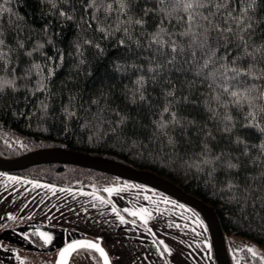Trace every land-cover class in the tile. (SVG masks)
Instances as JSON below:
<instances>
[{
	"label": "trees",
	"instance_id": "16d2710c",
	"mask_svg": "<svg viewBox=\"0 0 264 264\" xmlns=\"http://www.w3.org/2000/svg\"><path fill=\"white\" fill-rule=\"evenodd\" d=\"M185 2L0 0V155L57 147L149 170L211 205L224 238L264 251V0H211L196 11L220 30L197 16L191 32ZM245 89L251 105L231 96ZM11 173L123 180L60 164ZM240 261L264 264L246 248Z\"/></svg>",
	"mask_w": 264,
	"mask_h": 264
},
{
	"label": "crops",
	"instance_id": "0c3cea01",
	"mask_svg": "<svg viewBox=\"0 0 264 264\" xmlns=\"http://www.w3.org/2000/svg\"><path fill=\"white\" fill-rule=\"evenodd\" d=\"M8 177H15L17 181H11ZM24 181L49 187H33L32 183ZM109 187L121 188L123 191L109 196L103 191ZM92 193L111 203L100 204L90 195ZM35 205L44 206L45 209L40 208L36 214L32 209ZM113 205L126 223L121 224L112 212ZM125 208H147L152 214L147 228L152 231H147L138 218L124 212ZM45 212H48L45 221L55 223L56 218L61 219L59 221L68 231L60 237L58 246L82 236L99 238L111 264H215L202 218L193 209L157 190L126 180H113L82 189L0 172L2 241L7 242L5 237L8 236L5 222L29 219L32 215L39 216ZM9 216L15 219L9 220ZM73 223L81 225L75 226ZM160 241L164 244L161 245ZM164 245L170 249V254L163 251ZM21 261L11 249L0 247V264H21Z\"/></svg>",
	"mask_w": 264,
	"mask_h": 264
},
{
	"label": "water",
	"instance_id": "95a60500",
	"mask_svg": "<svg viewBox=\"0 0 264 264\" xmlns=\"http://www.w3.org/2000/svg\"><path fill=\"white\" fill-rule=\"evenodd\" d=\"M49 164L73 165L135 182L157 190L177 202L188 206L199 214L206 226L215 264H231L225 238L218 217L212 206L184 191L178 185L164 177L149 170L135 168L126 163L100 155H91L57 147L39 148L14 157H3L0 155L1 172L11 173L22 171L36 165ZM75 240L100 241L99 238H77L68 242L66 245L71 244ZM100 246L102 247L101 241ZM70 258L71 256L68 257V262ZM109 261L111 264L110 258Z\"/></svg>",
	"mask_w": 264,
	"mask_h": 264
},
{
	"label": "rangeland",
	"instance_id": "374dc122",
	"mask_svg": "<svg viewBox=\"0 0 264 264\" xmlns=\"http://www.w3.org/2000/svg\"><path fill=\"white\" fill-rule=\"evenodd\" d=\"M43 207L35 205L32 209L37 214V210ZM48 212L39 216L32 215L29 219L5 222L4 224L8 234L5 237L7 242L2 241L0 238V247L11 249L17 258L22 259L21 262L23 264H57V261L60 259L59 253L61 249L68 243L58 246V242L61 241L60 237L68 233V231L64 229L65 226H62L63 222L59 221L61 219L56 218L57 221L55 223L45 221L48 217ZM73 225L80 226L81 223H73ZM37 229L52 236L50 244L45 245L38 235H34ZM0 235H2L1 229ZM25 235L28 236L27 239H25ZM82 237L91 239L86 236ZM225 244L231 264H241L240 250L242 248H254L260 258L264 257V251L259 249L257 244L249 239L238 236H227L225 237ZM68 264H103V262L99 254L95 251L82 249L71 255Z\"/></svg>",
	"mask_w": 264,
	"mask_h": 264
},
{
	"label": "snow or ice",
	"instance_id": "6c2138e0",
	"mask_svg": "<svg viewBox=\"0 0 264 264\" xmlns=\"http://www.w3.org/2000/svg\"><path fill=\"white\" fill-rule=\"evenodd\" d=\"M7 2H8V0H5V3H7ZM160 2L163 3L164 0H160ZM176 2H177V4H179L180 0H176ZM210 2H211V0H186V2L183 5V11L188 13L187 19H188V23L190 25L189 32H191V25L192 24H196L197 27L202 26V25L197 23V20H196L197 16H199L201 20L206 21L208 25H212L217 30H220L219 25H213V21H212V19H210V17L212 15H214V13H209V15L205 16L203 13L196 11L200 8L206 7L207 4ZM251 3L255 4V0H251ZM122 7H123V5H122ZM7 10L8 9H3L2 6H0V11H7ZM61 15H65V13L61 12ZM229 15H231V13H229ZM67 18L70 19L71 17H67ZM136 23H141V22L136 21ZM248 27H251V25H248ZM208 31H209V29L207 27H205L204 33H207ZM222 31L230 32L231 28L223 29ZM188 34H189L188 32L185 33V35H188ZM196 35L197 34H193V42L194 43L196 42ZM208 38L209 37L205 34L204 35V41L200 43V47H204V42H206L208 40ZM241 39H243V38L241 37ZM2 43H3V41L0 40V44H2ZM37 67H39V66H37ZM233 71H235V69H233ZM7 83H11V82H7ZM225 91H227V89H225ZM249 92H250L249 89H245L243 92L232 91L231 96L236 98L235 102L237 104H242L243 102H247L251 105L253 101H252V98H250V96H249ZM260 98L264 99V93H261ZM260 111L264 112V108H261ZM249 115L252 116L253 119H255V115L253 113H249ZM261 131H264V129H261ZM205 163H207V161H205ZM229 167H235V165H229ZM8 179L11 181H17V178H15V177H8ZM24 182L25 183H32L33 187H49L47 185L42 186V185L36 184L35 182H32V181H24ZM61 191H70V190L69 189H61ZM103 191L107 192L109 194V196H111L114 192L123 191V189L109 187V188L103 189ZM90 195L93 196L94 200L99 201L100 204L111 203L110 200H105L103 197L98 196L95 193H92ZM93 206H95V205H93ZM112 212L117 215L121 224L126 223L124 217L120 215V213L118 212L115 205H113V207H112ZM124 212H127L128 215H130V216L138 218L141 221V223L145 226L147 231H149V232L152 231L151 228H147L148 222L152 218V214H151V212H149V210L147 208H139L137 210H131V209L125 208ZM8 219L13 220V219H15V217L9 216ZM133 223H134V221H133ZM34 235H38L40 237V239L43 240L45 245L50 244L52 241V236L50 234L43 232V231H40L39 229L36 230ZM27 238H28V236L25 235V239H27ZM159 243L161 245L164 244L163 241H160ZM82 249L88 250V251H95L102 258L103 264H110L108 254L106 253L104 248H102L100 246L99 240H97L95 242L84 241V240L73 241L71 244H68L63 249H61V251L59 253L60 259L57 261V264H68V257L71 256L74 252H78ZM246 250L249 253H251L252 257H254V258L258 255V253L256 252V250L254 248L248 247ZM158 251H159V249H158ZM163 251L170 254V249L166 245H164ZM261 259H262V261H264V257H262ZM21 264H23V262H21Z\"/></svg>",
	"mask_w": 264,
	"mask_h": 264
}]
</instances>
